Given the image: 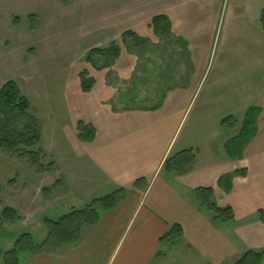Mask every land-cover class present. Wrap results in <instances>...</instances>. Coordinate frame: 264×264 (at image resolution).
<instances>
[{
    "label": "crops",
    "instance_id": "crops-1",
    "mask_svg": "<svg viewBox=\"0 0 264 264\" xmlns=\"http://www.w3.org/2000/svg\"><path fill=\"white\" fill-rule=\"evenodd\" d=\"M145 3L154 14L142 17L144 32L133 31L147 35L152 17L166 16L172 38L186 43L191 79L183 88L167 92L155 111L126 112L103 127L93 123L96 134L88 145L91 184L103 196L124 188L123 199L115 208L99 212L98 221L83 229L77 244L28 255L19 264H233L246 251L264 249V222L259 216L264 211V52L246 50V44H257L255 30L244 27L234 32L236 47L231 54L237 64L223 70L229 53L219 52L221 68L202 86L223 0ZM243 4L233 8L248 7ZM235 20L232 10L229 22ZM244 24L260 26L264 39L260 15ZM197 95L200 103L191 109ZM182 98L189 114L172 107ZM250 108L256 109L253 131L242 155L232 158L226 144L239 135ZM185 151L193 154L190 171L176 168L181 157L174 159L170 170L164 169L169 158ZM228 175L233 177L226 192L219 180ZM141 178L145 182L134 187ZM198 188H211L216 206L231 208L234 219L214 220L210 211L200 208ZM174 225L181 228V240L160 243Z\"/></svg>",
    "mask_w": 264,
    "mask_h": 264
},
{
    "label": "rangeland",
    "instance_id": "rangeland-1",
    "mask_svg": "<svg viewBox=\"0 0 264 264\" xmlns=\"http://www.w3.org/2000/svg\"><path fill=\"white\" fill-rule=\"evenodd\" d=\"M242 2L248 7L233 8ZM262 9L264 0H223L202 86L221 68L219 52L229 53L223 70L237 64L231 54L236 30H255L257 44H246V50L264 52L260 26L244 24L247 18L258 19ZM232 10L234 23L229 22ZM153 12L145 0H0V89L13 82L28 100L29 113L39 122L40 140L26 150L39 151L41 163L37 169L24 156L0 149V216L5 207L18 216L14 224L0 225L1 250H10L23 234L32 244L42 243L47 237L45 219L57 220L103 196L91 184L88 145L93 140H79L77 122L92 124L96 134L93 123L103 127L123 113L155 107L164 90L183 85L181 77L191 79L193 70L187 73L180 45H168L150 28L147 35L136 33L145 43L122 36L144 32L142 17ZM113 43L119 48L117 59L93 53ZM81 72L95 80L88 93L80 90ZM171 74L174 81L168 82ZM199 99L197 95L191 109L198 107ZM174 106L177 113L191 110L184 98ZM28 255L22 252L19 259Z\"/></svg>",
    "mask_w": 264,
    "mask_h": 264
},
{
    "label": "trees",
    "instance_id": "trees-1",
    "mask_svg": "<svg viewBox=\"0 0 264 264\" xmlns=\"http://www.w3.org/2000/svg\"><path fill=\"white\" fill-rule=\"evenodd\" d=\"M260 22L264 28V9H262L260 14ZM149 28L152 29L156 38L166 39L168 45L170 42H173L182 47L180 48L182 54L179 56H183L182 58L185 59L186 71L188 70L187 73L190 75L192 72V64L187 56L186 43L182 38H178L180 40L172 38L171 27L167 17L164 15H156L152 17ZM127 35L136 40H142L141 43H145V40L140 38L135 32H126L122 36L124 37ZM93 53L102 54V56H105L112 61L118 58L119 48L113 43L108 49L101 51L96 50L93 51ZM173 76V74L169 75L166 77L168 78L166 80L168 82L174 81ZM181 79L184 81L183 85H176L164 90L159 103L155 107L143 109V111L157 110L167 92L174 87L183 88L185 84L189 82V79H186L185 77H181ZM94 84L95 80L93 78L85 77L83 72L79 73V87L83 93L90 92ZM254 112H256V109L254 108H250L247 111L239 135L226 144V149L230 157L238 158L242 155L244 145L249 140L253 131ZM228 121H230L229 118L224 119L221 124L226 126ZM76 128L79 140L87 142L93 140L95 131L92 124H85L84 122L79 121L76 124ZM39 140V122L29 113L28 100L20 94L15 83H5L0 89V149L9 153L24 156L31 163L34 165L36 164V168L39 169L41 166L39 157L37 156L39 151L32 152L26 150L28 147L37 144ZM180 157L183 159L175 162L176 168L178 170L180 169L182 173L190 171V166L193 162V154L191 151H185L169 158L164 164V169L170 170V168L173 167L174 159ZM235 174L238 175L239 173ZM240 174H242V172H240ZM232 177L233 175H228L219 180V185L225 187L224 189L226 192H229L230 190ZM139 182H145V179H137L133 183V186L137 187ZM45 191H47V189ZM125 192L126 190L124 188L117 189L110 194L93 199L81 210H73L57 220L45 219L44 223L47 228L46 239L42 243L35 245L32 244L29 235H21L14 242V245L10 250L4 251L0 249V264H19V256L22 252H28L29 255H33L43 251H55L63 246L77 244L81 239L83 229L94 225L98 221L99 212L115 208L123 199ZM195 196L200 208L210 211L214 216V220L229 222L234 219L231 208H220L216 206L211 188H198L195 190ZM259 216L260 220L264 222V211H259ZM16 220H18L16 212L11 208L5 207L1 212L0 225L3 223L14 224ZM181 238V228L178 225H174L171 227V230L160 239V243L175 244L180 241ZM263 262L264 249H261L246 251L239 257V259L235 260L233 264H263Z\"/></svg>",
    "mask_w": 264,
    "mask_h": 264
}]
</instances>
